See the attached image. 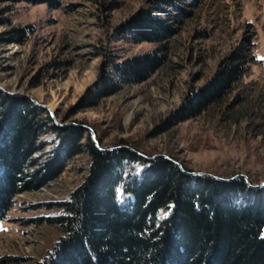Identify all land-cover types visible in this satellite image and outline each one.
Returning <instances> with one entry per match:
<instances>
[{"label":"rangeland","instance_id":"374dc122","mask_svg":"<svg viewBox=\"0 0 264 264\" xmlns=\"http://www.w3.org/2000/svg\"><path fill=\"white\" fill-rule=\"evenodd\" d=\"M195 1L184 7L189 14L175 34L160 44L115 32L148 0H0V89L27 98L41 113L49 111L33 100L47 105L61 123L91 128L106 148L128 146L150 159L165 155L189 172L244 175L258 185L264 181V0ZM164 10L178 14L171 5ZM13 28L26 29L21 42L8 41ZM244 43L251 59L230 91L199 115L168 126L186 94L205 85ZM144 53L164 57L148 79L122 84L92 107H78L104 58L122 61ZM38 145L34 156L47 155L55 136L44 134ZM88 164L87 155L78 154L46 186L13 197L0 221V264H34L52 249L63 229L48 218L60 213L57 204L82 182ZM143 169L136 162L120 165L119 203L129 201L125 188ZM167 213L160 210L158 218Z\"/></svg>","mask_w":264,"mask_h":264},{"label":"trees","instance_id":"16d2710c","mask_svg":"<svg viewBox=\"0 0 264 264\" xmlns=\"http://www.w3.org/2000/svg\"><path fill=\"white\" fill-rule=\"evenodd\" d=\"M148 3L115 27L118 36L161 44L175 34L182 17L188 16L184 7L195 6L196 1ZM167 5L178 14L165 11ZM8 32L14 33L8 41L21 42L26 29ZM249 53V44L244 43L226 55L205 85L187 93L172 111L168 126L193 118L222 99L245 74ZM163 63V55L157 53L122 61L104 58L96 83L84 93L78 107L94 106L122 84L145 81ZM46 133L55 136L56 146L45 156H34ZM81 153L89 160L87 174L68 198L57 204L60 213L48 218L63 233L34 264H264V186L251 188L243 177L224 181L210 175L191 176L162 156L144 159L125 147L100 150L82 126L58 125L27 98L2 89L0 221L16 194L46 186L68 160ZM124 161L139 163L144 169L139 178L127 184L130 199L121 204L116 189L121 183L118 168ZM160 210L168 213L158 218Z\"/></svg>","mask_w":264,"mask_h":264},{"label":"water","instance_id":"95a60500","mask_svg":"<svg viewBox=\"0 0 264 264\" xmlns=\"http://www.w3.org/2000/svg\"><path fill=\"white\" fill-rule=\"evenodd\" d=\"M7 93H9V94H11V95H18L17 93H13V92H7ZM33 102H35L36 104H38L41 108H46V109H48L49 114H50L51 117L54 119V121H55L56 124H58V125H65V124H66V123L64 124V123L59 122V121L56 119V117H55V115H54L52 109H50L47 105L40 104V103H38V102L35 101V100H33ZM72 124H74V123H72ZM82 127L86 128V129L89 131L91 141H92V142H93V143H94V144H95L100 150H112V149H116V148H119V147H125V148H128L131 152H133L134 154H136V155L139 156V157L146 158V159H150V158H147L144 154H142V153L138 152L137 150L133 149L132 147H128V146H117V147H112V148H102V147L98 144V141H97L96 138H95V135H94L93 130H92L91 128L87 127V126H82ZM161 156L164 157V158H166V159H168V160H170L171 162L177 164L176 161L172 160L171 158H169V157H167V156H165V155H161ZM179 166H180V168L182 169V171H183L184 173H186V174H189V175H205L204 173H199V172H189V171H186V170H184V169L181 167V165H179ZM240 176H241V175H240ZM242 176L246 179L248 186L251 187V188L258 189V188H262V187L264 186V181H262V182H261L260 184H258V185H253L252 183L249 182V180H248V178H247L246 176H244V175H242ZM236 177H239V175H236V176L231 177V178H221V177H215V178L218 179V180L228 181V180L234 179V178H236Z\"/></svg>","mask_w":264,"mask_h":264}]
</instances>
